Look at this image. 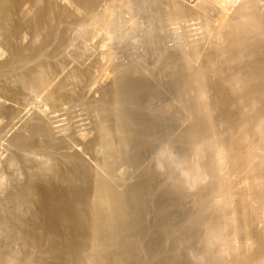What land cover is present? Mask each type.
<instances>
[{"label": "bare ground", "instance_id": "1", "mask_svg": "<svg viewBox=\"0 0 264 264\" xmlns=\"http://www.w3.org/2000/svg\"><path fill=\"white\" fill-rule=\"evenodd\" d=\"M103 1L0 0V264H264V0ZM182 26L190 42L166 43ZM104 39L118 62H86ZM30 89L81 99L92 134L56 139ZM161 164L155 197L101 172Z\"/></svg>", "mask_w": 264, "mask_h": 264}, {"label": "rangeland", "instance_id": "2", "mask_svg": "<svg viewBox=\"0 0 264 264\" xmlns=\"http://www.w3.org/2000/svg\"><path fill=\"white\" fill-rule=\"evenodd\" d=\"M116 3H117L116 0L115 1L114 0L103 1V4L110 8H117L118 6L116 5ZM139 20L142 24H146L147 22L146 18L142 16L139 17ZM149 20H150V23H154L156 21L154 17H149L148 21ZM180 20L182 21V24L183 23L186 24L184 22L186 20L185 17H181ZM167 27H170V26L166 24L163 28H167ZM188 37L189 36L187 34V30L183 28L182 26V29H179L178 34H174V35L168 34L166 43L168 42V44H172L171 46H174L175 41H177L179 42L178 43L179 45H184L190 42L189 41L190 37L189 38ZM104 41H105L106 47H103V48L99 46L100 43L96 45V42L91 43L89 45L86 62H90L94 59L102 63H105L108 60L111 61L112 63L118 62V60L121 58L120 53L122 54L124 49L115 47L114 43L108 42L106 41V39H104ZM101 52H104L106 54V58L103 57L104 61L102 60V54H100ZM64 64H65V68L61 72V75L64 72L70 70L72 66L75 64V62L71 61V58H67ZM111 78H112L111 70L109 69L98 70V71L96 70L94 71V80L85 88L88 91L91 90L93 93V96L97 97L98 92H95L93 90L95 86L101 85L102 83H106ZM46 96L47 95H46L45 90L30 89L28 92H26L23 95V100L21 102L23 111H25V109L29 112L39 111L42 109H45V111L52 110V108H49V105L47 104ZM48 115H49L50 129L52 130L53 135L56 139L68 134L69 132L84 131L87 134H92L91 125L93 124L94 121H96L94 114L91 113V111H89L86 104L81 99H77L72 102L60 101L58 105L55 107V109L52 110V112H50ZM165 145H166V148L169 147L168 144L164 143V146ZM171 151H172V148H171ZM103 153H104V147L103 145H99L98 146V157H100ZM2 157L3 155L0 156V158ZM86 159L89 163L93 164L92 159L88 155H86ZM160 168L159 167H156V168L148 167L146 168V170L140 171L138 169L125 166L123 168V171H121L120 175H118L116 178H111L107 176L102 170L101 172H102V175L108 177V179L111 181L112 187L116 189L117 191H122L127 183L134 182L139 178L151 177L155 185V188H154V197H155L159 192L170 193L173 190L172 187L170 186V179L168 178L166 174L167 167L165 168V164H161ZM138 171H140V173L142 174V177L139 175H135ZM185 195L186 194L182 195V199H186ZM143 225L147 231H150L153 228V226L146 221L143 222ZM140 248L143 249V242L140 243ZM162 254L163 252L159 255L150 256L146 254L144 251H142V263L141 264H154L155 261L157 262L159 257L162 256Z\"/></svg>", "mask_w": 264, "mask_h": 264}, {"label": "built area", "instance_id": "3", "mask_svg": "<svg viewBox=\"0 0 264 264\" xmlns=\"http://www.w3.org/2000/svg\"><path fill=\"white\" fill-rule=\"evenodd\" d=\"M187 1H191V0H187Z\"/></svg>", "mask_w": 264, "mask_h": 264}]
</instances>
